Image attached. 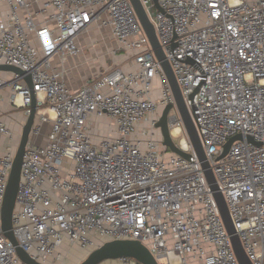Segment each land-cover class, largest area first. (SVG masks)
<instances>
[{
	"label": "built area",
	"instance_id": "2783aa9c",
	"mask_svg": "<svg viewBox=\"0 0 264 264\" xmlns=\"http://www.w3.org/2000/svg\"><path fill=\"white\" fill-rule=\"evenodd\" d=\"M0 2L9 9L0 19V65L19 67L33 84L0 71V92L9 89L12 105L27 117L36 99L31 137L52 123L47 143L29 142L23 157L13 214L18 247L48 264L63 262L64 246L94 250L136 240L158 264H239L175 107L169 127L190 158L168 153L156 139L175 97L131 1ZM141 2L148 13L155 10L153 0ZM158 3L151 19L219 191L249 260L264 264V0ZM102 28L129 66L70 89L67 63L82 53L79 37ZM1 137H14L2 120ZM15 152L9 147L0 157V264H26L2 223Z\"/></svg>",
	"mask_w": 264,
	"mask_h": 264
},
{
	"label": "water",
	"instance_id": "95a60500",
	"mask_svg": "<svg viewBox=\"0 0 264 264\" xmlns=\"http://www.w3.org/2000/svg\"><path fill=\"white\" fill-rule=\"evenodd\" d=\"M133 8L136 12V15L139 19V22L144 30L146 37L148 38L150 47L154 52L157 60L161 63L162 68L165 72V75L168 79L169 85L173 91L175 97V105H169L163 110L161 119L158 123V127L161 129L163 141V146L170 150L171 152L180 155L185 158H190V154L183 152L178 146L174 143L168 121L169 112L175 107L178 110L180 118L184 124L186 135L188 136L189 141L191 142L194 151L201 163L202 169L204 171L207 182L212 190L215 200L218 204L221 217L225 224L226 230L231 238V243L238 259L239 264H253L248 256L245 253V250L242 246L239 236L237 235L234 224L231 220L229 208L226 203L224 195L219 191L217 181L215 179L214 173L210 164L207 161V157L204 151L202 140L198 133L197 127L194 123L193 117L190 113L189 108L186 105L185 99L183 97L180 86L175 77L173 68L170 62L166 59V55L163 47L161 46L155 26L152 22L151 17L154 16L155 10H160L158 0H153L155 10L150 9L149 13L144 8L141 0H130ZM0 71H8L21 76H24L30 87H33L31 76L24 72L19 67L0 65ZM193 98V96H191ZM37 119V103L36 99L33 98L31 105V113L28 116L26 124L23 127L20 143L16 149L12 171L8 180V185L6 193L4 196L3 206H2V223L3 230L8 238V240L16 246V251L20 259L26 264H42L34 259L31 256L24 252L20 247L14 237L13 233V214L16 207V197L19 190L22 177V163L25 150L31 139V132L33 126ZM241 140V136H237L229 141L226 145L224 153L220 156L219 160L224 158L232 143ZM250 142L253 140L250 138ZM122 258H130L136 260L140 264H158L156 258L153 256L151 251L140 241L136 240H117L109 241L101 244L99 247L90 252L88 257L80 264H101L104 261L109 260H119Z\"/></svg>",
	"mask_w": 264,
	"mask_h": 264
},
{
	"label": "crops",
	"instance_id": "0c3cea01",
	"mask_svg": "<svg viewBox=\"0 0 264 264\" xmlns=\"http://www.w3.org/2000/svg\"><path fill=\"white\" fill-rule=\"evenodd\" d=\"M28 1H32V0H28ZM37 8H38V6L34 5L32 7V11L35 12L37 10ZM8 13H9L8 7L4 3L0 2V19L5 17V15ZM101 34H103V35L107 36L108 38H110L111 40H113V37L111 35L110 30L104 29V28L96 29V30L94 29L91 32L85 33L79 37L78 44L82 48V53L74 59H69L68 63H67L68 70H67L66 75H65V81H66V83L70 89L76 90V89L80 88L81 86H83L85 83L89 82L88 77H89V75H91V73H90V70L85 67L86 66V64H84L85 60H86L85 58L86 57H93V55H95V52L92 51L94 48L93 47L94 46V44H93L94 38L100 37L99 35H101ZM75 67L77 69H75ZM78 70H79V72H81L80 75H77ZM83 70H86V71L82 72ZM106 71H108V70H106ZM106 71H102L101 73L106 72ZM100 74L98 76H100ZM76 75L79 76V78H77ZM97 77H95V78H97ZM80 79L81 80L88 79V80H86V82H82ZM5 92H7L9 94L8 101H5L2 97V94H4ZM10 98H11V91L9 89L3 90L0 92V115H3V116H0V120H2L4 123H6V125L12 130V132L14 134L13 138H6V137L0 138V157L3 154H5V152L8 150L9 147L14 148V150L17 149V147L20 143L23 127L26 124V121L28 119V117L26 116L23 109L16 108L12 105ZM6 113H10V114L5 115ZM51 127H52L51 122L44 123L43 128H42V133L39 136L31 137V139H30L31 144H33V145H45L47 143V136L51 130ZM73 248H75V247H73ZM68 249H70V247L64 246L62 248L61 252H63V254H64V253H66V251ZM64 256H65V254H64ZM107 262H110V261H104L101 264H106ZM114 262H116V261H114ZM116 263L120 264L119 262H116ZM48 264H53V262H49Z\"/></svg>",
	"mask_w": 264,
	"mask_h": 264
},
{
	"label": "rangeland",
	"instance_id": "374dc122",
	"mask_svg": "<svg viewBox=\"0 0 264 264\" xmlns=\"http://www.w3.org/2000/svg\"><path fill=\"white\" fill-rule=\"evenodd\" d=\"M100 37L94 38V48L92 51L95 52V55L93 57H86L85 63L86 68L90 70L91 75H89L88 81H91L95 77H97L102 71L106 70H112L115 68H122L127 69L129 66V63L127 61V57L124 56L125 52L121 51L118 44L115 42V40H111L107 36L101 34ZM114 41V42H113ZM77 67V66H76ZM75 67V69H77ZM83 69V68H82ZM81 71V70H80ZM86 70H83L82 72H85ZM77 72V71H76ZM77 75H80L81 72H77ZM79 78V76H77ZM81 80V79H80ZM86 80H81L82 82H86ZM2 97L5 101H8L9 94L5 92L2 94ZM10 113H6L5 115H9ZM3 116V115H0ZM171 136H172V131ZM177 138L172 139L175 144H179V141L181 140V137L176 136ZM161 138L163 136L156 135V139L161 143ZM168 153H171L169 151ZM93 250H83L80 247L70 248L66 251L63 262L61 261H55L53 264H80L82 263L90 254V252ZM110 262H107L106 264H117L118 260H109ZM164 262V261H163Z\"/></svg>",
	"mask_w": 264,
	"mask_h": 264
},
{
	"label": "bare ground",
	"instance_id": "6f19581e",
	"mask_svg": "<svg viewBox=\"0 0 264 264\" xmlns=\"http://www.w3.org/2000/svg\"><path fill=\"white\" fill-rule=\"evenodd\" d=\"M177 132H175L174 134H176Z\"/></svg>",
	"mask_w": 264,
	"mask_h": 264
}]
</instances>
